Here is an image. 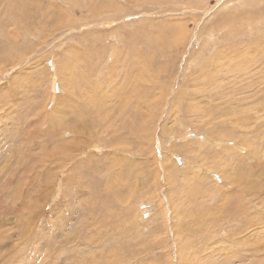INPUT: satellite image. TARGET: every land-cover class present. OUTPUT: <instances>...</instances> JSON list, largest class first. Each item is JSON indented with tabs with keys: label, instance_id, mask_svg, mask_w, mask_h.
<instances>
[{
	"label": "rangeland",
	"instance_id": "374dc122",
	"mask_svg": "<svg viewBox=\"0 0 264 264\" xmlns=\"http://www.w3.org/2000/svg\"><path fill=\"white\" fill-rule=\"evenodd\" d=\"M181 261L264 264V0H0V264Z\"/></svg>",
	"mask_w": 264,
	"mask_h": 264
},
{
	"label": "bare ground",
	"instance_id": "6f19581e",
	"mask_svg": "<svg viewBox=\"0 0 264 264\" xmlns=\"http://www.w3.org/2000/svg\"><path fill=\"white\" fill-rule=\"evenodd\" d=\"M73 2H74V1H73ZM69 4H70V3H69ZM71 4H72V3H71ZM71 4H70V5H71ZM77 4H78V3H77ZM73 5H74V3H73ZM103 5H104V4H103ZM179 6H180V5H179ZM74 7H75V6H74ZM182 7H183V6H182ZM69 8H71V7H69ZM107 8H109V7H107ZM72 9H73V7H72ZM115 22H116V21H115ZM104 24H105V23H104ZM109 24H110V23H109ZM101 36H102V35H101ZM7 48H8V47L5 46L4 49H3V51H5ZM92 53H93V52H92ZM135 54H136V53H135ZM124 79H126V77H125ZM54 81H55V80H54ZM55 84H56V83H55ZM100 103H101V102H100ZM99 105H102V103L99 104ZM99 105H98V106H99ZM103 107H104V106H103ZM85 114H86V115H89L88 112H86ZM95 122H96V121H95ZM92 125H93V124H92ZM60 128H61V127H60ZM73 130H74V129H73ZM2 133H3V132H2ZM174 135H175V134H174ZM169 136H170V135H169ZM160 137H161V136H159V139H160V140H158V141H162ZM163 137H164V136H163ZM153 138H154V137H153ZM155 139H156V138H155ZM174 139H175V138H174ZM169 140H170V139H169ZM43 141L47 142V139L45 138V136H43ZM175 141H176V140H175ZM162 143H163V141H162ZM62 144H63V143H62ZM33 145H34V144H33ZM42 145H43V144H42ZM46 147H47V146L44 145V147L41 148V149L43 150V153L45 152V148H46ZM142 147H143V146H142ZM142 147H141V149H142ZM63 149H65V148H63ZM63 149H62V150H63ZM53 150H54V149H53ZM142 150H143V149H142ZM170 151H171V150H170ZM40 152H41V151H40ZM53 152H54V151H53ZM167 152H168V151H166V153H167ZM55 153H56V152H55ZM61 153H62V151H61ZM57 155H58V154H57ZM74 155H75V154H74ZM74 155H73V156H74ZM43 156H44V155H43ZM42 158H43V157H42ZM66 158H67V157H66ZM73 159H74V158H73ZM152 159H153V158H152ZM153 161H154V159H153ZM162 161H163V160H162ZM42 162H43V161H42ZM166 162H167V161H166ZM43 164H44V163H43ZM159 164H160V163H159ZM76 172H77V171H76ZM197 174H198V173H197ZM226 174H227V173H226ZM4 175H5V174H4ZM6 176H7V175H6ZM46 176H47V175H46ZM213 176H214V173H213ZM171 178H172V177H170V181H169L170 183H172ZM50 179H51V178H50ZM168 179H169V178H168ZM171 192H172V191H171ZM169 193H170V192H169ZM232 194H233V193H232ZM197 195L199 196L200 194H197ZM202 195L205 196L203 191L201 192V196H202ZM164 197H165V196H164ZM164 199H165V198H164ZM258 202H259V201H258ZM225 207H226V206H225ZM166 208H167L166 213L168 214V210H169V208H168V207H166ZM85 213H86V212H85ZM164 213H165V212H164ZM200 213H201V212H200ZM202 213H203V214H202ZM202 213H201V214H202L201 217H202V219L204 220L203 215H205V216H207V215H206V212H205L203 209H202ZM168 215H169V214H168ZM165 218H166V217H165ZM168 218H169V217H168ZM16 226H17V225H16ZM241 236H242V235H241ZM53 238H54V237H53ZM188 240H189V239H188ZM50 242H51V241H50ZM52 242H53V241H52ZM54 244L56 245V243H54ZM54 244H53V245H54ZM53 245H52V246H53ZM52 249H53V248H52ZM46 252H47V251H46ZM33 254H34V253H33ZM49 255H50V254H49ZM180 256H181V255H180ZM32 257H33V256H32ZM169 257H170V256H169ZM29 258H30V257H29ZM170 258H171V257H170ZM178 259H179V258H178ZM262 259H263V258H261V260H262ZM18 260H19V259H18ZM180 260H181V259H180ZM183 260H184V259H183ZM30 262H31V261H30ZM191 262H192V261H191ZM181 263H182V261H181ZM17 264H18V263H17ZM182 264H183V263H182ZM246 264H247V263H246Z\"/></svg>",
	"mask_w": 264,
	"mask_h": 264
}]
</instances>
